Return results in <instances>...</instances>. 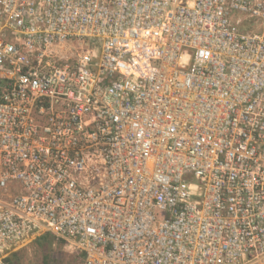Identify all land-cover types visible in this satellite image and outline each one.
Wrapping results in <instances>:
<instances>
[{
	"label": "built area",
	"instance_id": "obj_1",
	"mask_svg": "<svg viewBox=\"0 0 264 264\" xmlns=\"http://www.w3.org/2000/svg\"><path fill=\"white\" fill-rule=\"evenodd\" d=\"M264 264V0H0V264Z\"/></svg>",
	"mask_w": 264,
	"mask_h": 264
},
{
	"label": "rangeland",
	"instance_id": "obj_2",
	"mask_svg": "<svg viewBox=\"0 0 264 264\" xmlns=\"http://www.w3.org/2000/svg\"><path fill=\"white\" fill-rule=\"evenodd\" d=\"M9 260V264H81L76 251L53 238L41 246L32 243L10 256Z\"/></svg>",
	"mask_w": 264,
	"mask_h": 264
},
{
	"label": "trees",
	"instance_id": "obj_3",
	"mask_svg": "<svg viewBox=\"0 0 264 264\" xmlns=\"http://www.w3.org/2000/svg\"><path fill=\"white\" fill-rule=\"evenodd\" d=\"M49 238H53L51 236H44V237H41V238H38L36 241H34L33 243L36 244L37 246H41L43 245L44 242L48 241ZM53 239H56V238H53ZM57 240V239H56ZM17 253V252H16ZM14 254H12L11 256H14ZM10 258V257H9ZM9 258L6 260L7 261V264H9Z\"/></svg>",
	"mask_w": 264,
	"mask_h": 264
}]
</instances>
